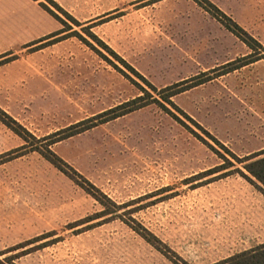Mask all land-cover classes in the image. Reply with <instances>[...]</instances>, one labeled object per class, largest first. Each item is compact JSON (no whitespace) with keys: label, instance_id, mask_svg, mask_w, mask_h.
I'll use <instances>...</instances> for the list:
<instances>
[{"label":"rangeland","instance_id":"374dc122","mask_svg":"<svg viewBox=\"0 0 264 264\" xmlns=\"http://www.w3.org/2000/svg\"><path fill=\"white\" fill-rule=\"evenodd\" d=\"M32 1L73 30L0 56V110L37 139L64 132L50 150L79 176L31 147L19 151L26 143L0 112V251L26 246L0 260L25 252L15 264H175L134 228L179 264H215L261 245L264 194L239 174L217 179L241 165L170 106L188 127L152 104L62 139L142 95L119 69L152 93L83 28L158 89L244 58L247 45L192 0H55L81 27ZM209 1L264 46V0ZM67 29L49 18L51 33ZM173 101L240 158L264 145V61ZM225 158L235 167L204 177Z\"/></svg>","mask_w":264,"mask_h":264},{"label":"trees","instance_id":"16d2710c","mask_svg":"<svg viewBox=\"0 0 264 264\" xmlns=\"http://www.w3.org/2000/svg\"><path fill=\"white\" fill-rule=\"evenodd\" d=\"M34 1H38V0H34ZM45 1L49 5H51L53 8H55L58 12L69 17L76 26H78V27L82 26L79 22H77L74 18H72L54 0H45ZM192 1H194L200 8H202L205 12L210 14L214 19L219 21L227 30H229L232 34H234L237 38H239L244 44H246L247 47L251 51L250 54L244 58H240L234 62L228 63L224 66L213 69L209 72L201 73V74H198L194 77H190L188 79L182 80V81L175 83L173 85H169V86H166L164 88L158 89L157 87L152 85L150 82H148L140 73H138L125 60L120 58L109 46H107L97 36H95L92 32H90L89 28L88 29L83 28L84 31H88V33H89L88 35L92 39H94L103 49H105L107 52H109L111 55H113L115 58H117L127 69H129L137 77H139L149 87V90H151V92L153 94H155V96H156L155 97L152 93H150V91H148L144 87L137 84L127 74H125L122 70L117 68V69H119V71L121 73H123L125 76H127L128 79H130L132 82H134L136 85H138L139 89L141 90L142 95H140V96L136 97L135 99L130 100V101H128V102H126L120 106H117V107H115V108H113V109H111L105 113L100 114L92 120H87L84 123L85 124L91 123V122L93 123V120H99V122H98L99 124L108 123L110 121L119 119V118L124 117L126 115H129L131 113L139 111V110H141V109H143L149 105L155 104V105L159 106L160 108H162L163 110H165L170 115H172L173 117H175V119L178 122L185 125L184 122H182L177 116H175L168 109V107H167V105H168L171 108H173L175 111L180 113L182 116H184L187 120L192 122L200 131H202L207 137H209L215 144H217L218 146L222 147L225 151H227L229 153V155L239 165H241V168H236L233 172H226V173L220 174L219 176H217V179L226 178V177L231 176L233 174H239L241 177H243L244 179H246L249 182H251L252 184H254L264 194V150L261 152H258V153H254V154L242 157V158L238 157L236 154H234L228 148H226V146H224L216 137H214L212 134H210V132L205 130L200 124H198L189 115H187L183 110H181L173 101V99L175 97H177L183 93H186L192 89H195L197 87H200L202 85L210 83V82H212V81H214L220 77L228 75V74H230L236 70H239L243 67H246L250 64H253V63H256L259 61H264V46L261 43H259L256 39H254L250 34H248L242 27H240L236 22H234L230 17H228L217 6H215L209 0H192ZM40 7L43 10H45L47 13H49L58 22L63 24L65 26V28H68V29L67 30H61L59 32L51 34V35L43 38L42 40H39L38 42H35V43L27 46L28 48L35 46V45H38V44H41L45 41H48V40L53 39V38H55L61 34H64L66 32L73 30V28H71L68 24H66V22H64V20L55 11H53L51 9V7H49L48 5H46L44 3H40ZM92 28H93V26L90 27V29H92ZM70 35H71L70 37H73V36L79 37V39H81L86 44H88L99 55L106 58L98 49H96L92 44H90L89 42H87V40H85L82 36H80V34L78 32H75V31L71 32ZM64 39H67V38H62V39L60 38V40L55 39V40H52V42H48L49 44L40 45V46H38L39 48H37L35 50V52L39 51L41 49H44L50 45L59 43ZM115 67H117V66H115ZM0 112L5 117H8L15 125H17L16 126L17 128L12 127L11 124L2 120V118L0 116L1 121L5 122V124L9 128H11L17 135H19L26 143L22 148H20L19 151L27 149V147H31L32 151L39 152L41 155H43V157H45L57 169H59L60 171L65 173L72 180L76 181L74 178L75 177L74 175L79 176V174L73 168H71L65 162H63V160L61 158H59L54 152H52L50 150V147L52 145L61 141V140H56L57 139L56 137L63 134L64 132H59V133H56L52 136L45 137L43 139H37L34 136H32L30 133H28L22 126L18 125L9 116H7V114L2 112L1 110H0ZM81 125H83V124H77V125L73 126L71 129H77ZM95 126H96V124L93 123V124L89 125L87 128H82V130L77 131L74 134H70L68 136H65V138H62V139L69 138L73 135L79 134V133L86 131L88 129H91L92 127H95ZM186 127H188V126H186ZM188 129H190V128H188ZM192 133L201 142L206 144L209 148L214 149L200 135H198L197 133H195L193 131H192ZM51 139H53V141L48 142V144L45 145V150H43V148H41V146L39 144L46 142V141H49ZM29 141H31V142H29ZM225 161H226V164L219 166L218 168L207 171L205 173L204 177L212 176V175H215L217 173L224 172L230 168L235 167V165L232 162H230L228 159L225 158ZM63 165L68 167L70 170H72L74 175L72 176L69 172H67V170H65V168H63ZM91 187H92V189L96 190L94 188V186H91ZM87 191L89 193H91V191H89V190H87ZM95 197H97V196H95ZM96 199H99L98 201L100 203H103L102 200H100V198H96ZM134 230L137 233H139L147 242H149L151 245H153L157 250H159L161 253L166 255L169 259H173L175 264H179V262L176 261L174 258L170 257V254H169V253H173L175 255V253L172 252L167 246H165L160 240H158L157 238L152 236L149 232H147L145 234V233L141 232L140 230H138L137 228H134ZM25 247L26 246L20 245V246H17V247H14L12 249L7 250L6 252L0 251V256L15 252V251H17L19 249H23ZM164 249H167L168 253L165 252ZM23 253H25V252L10 256V257L6 258L5 260H0V264H6V263L15 264V260L19 259L23 255ZM173 257H177V256L175 255ZM178 259H179V261H182V264H186V262L181 260L180 257H178ZM215 264H264V244L259 245L256 248L250 249L248 251H244V252H241V253L236 254L234 256H231V257H229V258H227L221 262L215 263Z\"/></svg>","mask_w":264,"mask_h":264},{"label":"crops","instance_id":"0c3cea01","mask_svg":"<svg viewBox=\"0 0 264 264\" xmlns=\"http://www.w3.org/2000/svg\"><path fill=\"white\" fill-rule=\"evenodd\" d=\"M49 18L55 19L33 4L32 0H0V56L17 49L25 50L27 46L49 36ZM257 147L249 154L264 150V145ZM255 198L263 203L262 198ZM257 239L264 244V238Z\"/></svg>","mask_w":264,"mask_h":264}]
</instances>
